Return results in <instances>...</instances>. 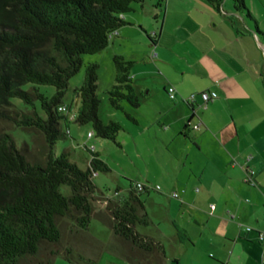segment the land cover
<instances>
[{
  "label": "trees",
  "instance_id": "16d2710c",
  "mask_svg": "<svg viewBox=\"0 0 264 264\" xmlns=\"http://www.w3.org/2000/svg\"><path fill=\"white\" fill-rule=\"evenodd\" d=\"M142 1L0 0V264H51L47 255L36 261L23 260L38 252L41 241L59 239L57 220L67 213L80 229L87 227L92 215L106 221L128 246V258L138 264L163 263L166 254L161 242L135 229L137 223L149 221L140 197L146 187L129 184L127 194L106 197L107 220L101 212H94L92 202V177L97 170H108L107 164L90 148L84 168L69 159L66 149L54 151L56 140L68 134L67 127L60 126V120L68 121V112L57 106L65 104L62 96L82 64L81 54L104 48L111 33L126 23L123 13ZM163 1L156 0V6ZM207 1L215 8L221 2ZM231 1L250 16L244 0ZM132 62L121 54L112 55L114 82L107 94L113 109H121L135 121L121 105L122 100L138 105L130 75ZM97 67L96 62L85 64L82 81L75 87L79 105L70 118L89 123L91 134L114 141L121 124L98 115ZM39 84L52 85L53 93L44 94ZM13 127L29 132L30 144H18L10 132ZM61 184L69 187L68 194L61 191ZM117 189L114 195H119ZM172 260L179 264L176 257Z\"/></svg>",
  "mask_w": 264,
  "mask_h": 264
},
{
  "label": "rangeland",
  "instance_id": "374dc122",
  "mask_svg": "<svg viewBox=\"0 0 264 264\" xmlns=\"http://www.w3.org/2000/svg\"><path fill=\"white\" fill-rule=\"evenodd\" d=\"M175 1H170L172 6L168 9V19L162 35L166 0L159 7L156 6V0L134 2L133 9L123 13L126 23L116 29L119 34L112 33L107 45L101 50L81 54L82 64L69 78L62 96L63 103L69 106L70 111L68 121L65 123L60 120V126L62 129L67 127L68 134L56 140L54 151L57 154L66 149L69 159L84 168L90 157L87 148H90L107 164L108 170H97L92 177L95 184L93 210L101 212L107 220L109 213L105 210V198L127 194L129 184H143L146 188L140 190V197L149 221L147 224L137 223L135 229L161 242L168 258L176 255L180 259L183 253L179 242H202L198 237L200 216L197 210L204 201L215 197L219 190L213 177L218 151L211 134L223 123L221 118L224 116L221 106L213 103L214 99L207 101L206 106L201 102L202 99L199 100L197 94L211 88L207 87L211 82L200 75L199 65L195 68L190 62H186V55L181 53L182 47L186 49L187 46L170 39V35H180L182 32L180 27L172 24L169 17L170 13L176 11ZM260 1L264 2L245 0L244 3L252 17L257 20L258 29L262 31L264 16L257 15L254 8V3ZM230 2L231 0H226L227 4ZM209 4L207 0L189 2V5L201 11L203 5L208 8ZM182 9L183 6L180 11ZM182 15L179 14L177 18ZM250 21L254 25L253 19ZM160 35L162 37L156 44ZM260 40L263 41L262 36ZM113 54H121L133 61L130 75L138 105L132 106L125 100L121 101V105L125 111L131 113L135 121L126 118L121 109H113L108 102L107 90L114 82ZM193 54H196L195 50ZM188 57L197 58L193 55ZM87 62H96L98 65L96 93L99 97V117L104 121L113 119L121 124L114 141L94 133L88 136V131H92L90 124L77 123L69 116L79 105L75 87L82 81ZM262 62L264 64V57ZM183 69L185 79L181 77L179 80L183 89L180 91L177 89L178 81H173V78ZM261 72L264 75V70ZM162 83L166 85L165 91L168 87H173L174 98L167 95ZM38 87L46 95H51L54 91V87L49 84H39ZM190 94H194V100L187 103H195V110L193 109L194 115L191 116L192 119L189 118V126H186L188 130L184 134L185 149L186 152L189 151L184 156L174 147L177 139L172 141L173 126L167 122L165 114L167 107L173 106L175 99L183 100L182 106L189 114L191 110L185 103V98ZM12 100L18 106H23L19 99ZM196 123L199 126L193 128L191 125ZM10 132L18 144L23 141L30 144L29 132L20 127L11 128ZM181 134L180 131V147L183 143ZM199 135H202L201 138ZM195 145L198 147L197 151ZM200 168H203V173L199 180L197 177L200 175ZM116 188L119 195H114ZM60 189L65 194L70 192L65 184H61ZM173 191L178 195L173 196ZM210 204L207 202L206 205ZM57 224L60 230L59 239L53 243L41 241L38 252L25 258L24 263L47 255L52 260L51 264H138L134 258H128L131 256L127 253L126 243L112 232L106 221L95 215L90 217L85 229L76 227L71 213L60 216ZM186 232L192 238L184 237L183 233ZM49 251L52 253L49 254ZM169 262L174 264L173 261L166 264Z\"/></svg>",
  "mask_w": 264,
  "mask_h": 264
},
{
  "label": "crops",
  "instance_id": "0c3cea01",
  "mask_svg": "<svg viewBox=\"0 0 264 264\" xmlns=\"http://www.w3.org/2000/svg\"><path fill=\"white\" fill-rule=\"evenodd\" d=\"M170 1L166 0L164 5L161 35L172 6ZM175 2L176 11L169 17L182 32L170 35V39L187 46L182 47L181 54L186 55V62L192 67L199 65L200 75L211 82L207 90L216 92L213 103L221 106L224 118L211 134L218 151L213 177L219 190L197 210L198 237L202 242H179L183 253L180 259L176 255L166 256L162 264L173 261V257L179 264H264L263 244L256 235L257 230L264 231V75L261 72L264 70V29L256 31L258 22L250 11L249 16L245 9H236L232 1L227 4L221 0L219 8L203 5L202 11L189 5L192 0ZM254 8L257 15L264 16L263 1L255 2ZM179 14L183 15L177 18ZM188 55L197 58L190 59ZM184 70L173 78L178 81L180 91L183 89L179 80L185 79ZM162 87L165 91L164 83ZM197 97L201 99L199 94ZM182 103V99H175L173 106L167 107L165 117L173 126L172 141L177 139L174 147L187 156L184 134L188 127L184 123L192 119L195 103L185 101L191 110L189 114ZM180 131L181 147L178 145ZM202 173L200 168L199 180ZM207 202L214 204L213 209ZM245 225L251 229L247 231ZM185 234L191 237L189 232Z\"/></svg>",
  "mask_w": 264,
  "mask_h": 264
},
{
  "label": "built area",
  "instance_id": "2783aa9c",
  "mask_svg": "<svg viewBox=\"0 0 264 264\" xmlns=\"http://www.w3.org/2000/svg\"><path fill=\"white\" fill-rule=\"evenodd\" d=\"M112 33H116V31H113ZM166 92H167V95L170 98H174V89H173L172 86L168 87L166 89ZM199 96L201 97L202 102H203V104L205 106V104H206V102L208 100L213 99L214 97H216V92L214 90H205V91H201L199 93ZM192 99L194 100V94H190L187 98H185V101L189 103L190 101H193ZM57 109L60 110V111H66V112H68V114H69V111H70V108L68 109L67 105H65V104H59L57 106ZM74 115H75V111H72L71 115H69V116L73 117ZM187 124L189 125V120H187ZM191 126L193 128H197L199 126V124L196 123V124H193ZM87 135L90 136L91 135V131H88ZM141 186H142L141 183H136V187L137 188H141ZM171 194L173 196L178 195L176 191H173ZM209 207H210V209H213L214 205L210 204ZM245 229L247 231H249L251 229V227L249 225H245ZM256 232H257L256 235H257L258 240H260L262 242V244H263L262 256H263V259H264V231L257 230Z\"/></svg>",
  "mask_w": 264,
  "mask_h": 264
}]
</instances>
